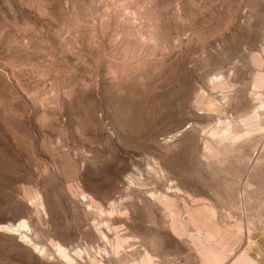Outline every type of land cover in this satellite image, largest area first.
I'll use <instances>...</instances> for the list:
<instances>
[{
	"label": "rangeland",
	"instance_id": "obj_1",
	"mask_svg": "<svg viewBox=\"0 0 264 264\" xmlns=\"http://www.w3.org/2000/svg\"><path fill=\"white\" fill-rule=\"evenodd\" d=\"M0 264H264V0H0Z\"/></svg>",
	"mask_w": 264,
	"mask_h": 264
},
{
	"label": "bare ground",
	"instance_id": "obj_2",
	"mask_svg": "<svg viewBox=\"0 0 264 264\" xmlns=\"http://www.w3.org/2000/svg\"><path fill=\"white\" fill-rule=\"evenodd\" d=\"M254 115H255V114H254ZM255 116H256V115H255ZM256 117H257V116H256ZM251 120H252V118H250V121H251ZM253 120H255V119H253ZM247 121H248V120H247ZM247 121H246V123H248ZM251 122H253V121H251ZM251 125H253V124H251ZM251 125H250V126H251ZM224 126H225V125H224ZM225 128H228V127H225ZM230 129H231V128H230ZM225 130H228V129H225ZM231 130H232V129H231ZM228 131H230V130H228ZM225 132H227V131H225ZM16 227H17V226H16Z\"/></svg>",
	"mask_w": 264,
	"mask_h": 264
}]
</instances>
